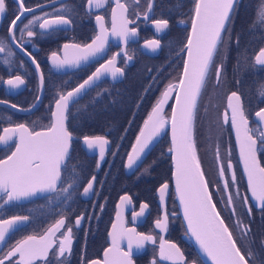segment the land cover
<instances>
[{"label":"snow or ice","instance_id":"obj_1","mask_svg":"<svg viewBox=\"0 0 264 264\" xmlns=\"http://www.w3.org/2000/svg\"><path fill=\"white\" fill-rule=\"evenodd\" d=\"M107 0H87L89 14L92 9H100L105 6ZM130 2L133 7L140 3V0H115V7L112 8V29L111 35L118 37L121 41L127 43L130 37L138 35L137 28H129L128 25L135 24L134 20L128 18ZM18 5L17 13L10 22L8 28L9 36L0 39V53L7 51L8 56L15 53L11 44H15L25 56L31 58L32 64L36 65V70L40 72V65L31 57L23 45L26 42L20 39L17 42L16 32L25 33L29 38L36 35L31 27L39 22V28L45 30L42 35L48 34L49 31L55 32L64 26L72 23L71 10L64 8L54 9L55 15L43 13L42 15H32L27 19L23 26L17 28L18 22L21 21L26 13H34V8L25 6V0H14ZM239 0H195L194 15L191 18V32L187 36V42L181 51H186L187 59L183 61V71L175 83L170 82L162 91L161 96L157 98L148 119L144 121V127L141 128L140 134L136 137V143L133 145L132 152L128 154L127 164L125 167L131 168L140 158L141 153L149 148L150 144L157 138L164 126L169 121L163 115V105L167 103L170 96L174 95L175 104L172 105L170 117L172 146L169 152L172 154L174 163L173 177L175 179L176 193L183 210L184 219L187 222V231L195 239L199 246L200 253L207 257L211 264H249L253 253H247L248 259L242 254L241 249L237 246L236 239L232 232L225 225L221 218V213L217 211L213 203L212 195L209 192V184L205 180L201 171L200 163L197 158V149L194 139L195 119L198 113V101L202 89L206 86L211 76V68L215 63V57L218 54L221 45L231 41V24L232 14L236 10ZM37 7H40L37 5ZM154 9V0H147V7L141 13L135 11L139 18L143 16L145 21L151 20L155 28V33L160 34L169 27L167 19H152ZM6 0H0V16L6 13ZM67 13V15H65ZM258 22L264 20V6L257 12ZM96 20L100 26V32L91 43L80 46L77 44H64L65 57L63 59L53 52L51 61L53 67L63 68L65 65L79 64L86 61L89 57H94L104 52L105 45L108 42V29L104 27V17L97 15ZM184 23V21H180ZM225 34H228V41L225 40ZM239 37L237 36V44ZM161 46L159 39L146 41L144 47L155 52ZM68 49H77L79 54L68 58ZM132 57L128 56L127 60ZM226 59V56L225 58ZM9 61L5 59L4 63ZM127 63V61H125ZM264 66V47L254 57V65ZM20 67H23L21 62ZM224 61L221 60L215 67L216 82L219 85L223 74ZM103 70V71H102ZM105 72L109 73L113 79L122 76L123 69L116 67V56L114 55L107 61V66L101 64L92 75L83 83L71 89L66 93H60L59 98L55 100V110L51 111L50 124L43 131H32L25 124H17L15 127L4 128V135H0V143L7 144L12 140L13 134H18L15 141V150L8 155L6 159H0V208L9 205L12 202L20 201L29 197H34L38 193L56 192L63 196L67 203L72 198V190L77 186L74 178L71 183L64 186L62 179V170L66 161L70 158V145L73 140L72 132L65 126V121L70 112V103H75V98L79 97L82 90L90 85L94 80L100 79ZM0 83H6L12 89L19 88L25 83L20 75L4 81L0 77ZM40 84L43 85V75L40 76ZM264 89V85L261 86ZM264 96V90L260 92ZM39 100V97H37ZM5 101L0 100V104ZM12 108L17 105L12 104ZM228 107L231 110V126L235 130L237 143L240 149V157L244 164V171L248 177V187L252 197L259 201L264 207V167H260L256 160L257 145L264 147V132L250 127V122L246 117L245 110L242 106L241 95L233 91L228 96ZM259 124H264V108L255 112ZM225 122L228 120L227 113L224 116ZM257 133H259L257 135ZM83 143L89 150L98 149L100 160L97 161V168L100 167V161L105 157L106 146L109 140L104 136H84ZM118 147V145H117ZM219 148V146H217ZM112 155H116L112 152ZM219 160V152L217 151ZM232 169V163L229 160L227 170ZM220 178L224 179L226 170L220 168ZM95 175L87 181L83 187V195L87 196L94 191L93 182ZM235 184L233 176L232 185ZM59 185V187H58ZM219 187V185H217ZM230 187L227 180H224V189L221 193L222 203L225 208H231L232 214L235 215V200L230 194ZM169 189L167 182L163 183L158 189L160 202L163 205L165 195ZM224 194H227V200H223ZM237 198L238 194H237ZM121 202H130V198L125 195L120 197ZM244 205L248 204L247 197L243 200ZM119 207V205L117 206ZM147 204L140 205V212L134 213L133 219L144 215V209ZM103 208V205H101ZM251 215V209H248ZM83 216L77 217L75 224L79 226ZM29 220V216L13 215L10 218H0V245L6 243L7 235L19 230ZM169 217L165 212L155 221V228L161 232L167 230ZM62 227L67 230L61 233L58 246L54 249L56 243L52 239L56 232ZM237 230L241 234V239L246 237L250 228L241 219L237 218ZM72 227L66 226L65 219H58L55 224L49 227L44 235L39 238L36 236H27L25 239L17 241L5 252L0 248V264H32L37 257L47 258L52 250V256L58 261V264H64L65 253L71 254L72 246ZM112 239V245L104 250V259H93L89 264H132L133 247L141 249L145 242H154L151 234H143L136 231L135 228H126L123 221L120 220V214L117 213V222L112 224V231L109 232ZM127 241V250H121V242ZM264 244V241L261 242ZM161 260L171 261L172 264H188L180 248L172 242L164 240L161 237L159 248ZM19 257L13 261V258ZM191 264H196L192 261Z\"/></svg>","mask_w":264,"mask_h":264},{"label":"flooded vegetation","instance_id":"obj_2","mask_svg":"<svg viewBox=\"0 0 264 264\" xmlns=\"http://www.w3.org/2000/svg\"><path fill=\"white\" fill-rule=\"evenodd\" d=\"M121 2L123 3L125 2V0H121ZM194 4L195 0H154L152 19H167L169 21L168 29L160 34H156L151 20L145 21L142 15L137 18L134 14L136 10H139L142 13L146 9L147 0H140V3L135 7H133L130 2L129 12L127 13V15L130 20L135 21V24L130 23L128 27H136L138 35L136 37H130L127 43H125L118 37H113L111 35L112 8L116 6L115 0H107L103 8L92 9L91 14H89V9L87 8V0H25V6L34 8L35 12L26 13L25 17L18 22L17 28L23 26V24L27 22V19L31 18L33 14L39 16L43 13H51L55 15L54 9L61 8L62 6L66 9L71 10L70 18L72 20V23L68 26L62 27L58 31H49L48 34L42 35L45 30L40 29L39 22H37L30 29L36 33V35L31 38L27 36L26 31L23 34H21L19 31L16 32L17 42H19L20 39H23L24 41H30L24 43L23 47L27 52L31 53V57L34 58L40 65L39 73L40 76L41 74L43 75V85L41 86V97L39 103L31 112L27 114H20L0 105V135L2 129L6 127H15L17 124L21 123L25 124L23 118L32 116L36 112L38 113V110H41L40 108L42 104L45 103V99H48V97L53 95V99L49 105L47 117L43 116L39 120V122L42 121L43 123H45L47 120L49 125L52 105L59 94L65 93L78 85L81 81L88 77L99 65L107 62L114 55L116 56V67H120L121 69H123L124 74L122 75L121 80L127 73L141 71V89L144 88L143 92H145V90L147 89V87H143L145 82L147 80L149 81V83L153 81L161 71H164L165 77L170 76V74L175 71V67L178 65V63H181L182 66L184 51H181V49L183 48L187 39L191 24V18L194 11ZM37 5H39L40 7H37ZM261 6H264V0H260V2H258V0H239V4L236 7V10L232 14L231 41L227 42L225 45H221L218 54L214 58L215 63L213 65L215 67L221 62V60H223V70L225 71L227 66L229 68V63L233 61V59L231 60V58L228 56V52L229 50H232L234 48L232 46V42H235L233 41L234 39L237 40V36L239 37V42L244 46H253L255 48L259 45L252 56V64L254 65V56L261 47H264V20H259L258 22L257 17V12L261 8ZM17 8L18 5L14 3V0H6V13L3 16H0V39L6 40L8 38V28L10 27V22L14 18V15L17 13ZM65 15H67V13H65ZM97 15L104 17L103 24L104 27L108 29V42L105 45V50L104 52H102L101 56L92 60L84 66L75 68L72 71L63 73L54 72L49 65L51 54L53 52H56L62 59V55L64 53L62 54L61 51L62 49H64V44H77L83 46L90 43L100 30V26L96 20ZM180 21H184V23H180ZM152 39H159L161 42V46L155 52L144 47L146 41ZM225 40L228 41V34H225ZM11 48L15 53V55L13 56H8L7 51L4 53H0V77H2L4 81H7L8 79L14 78L16 75H20L24 79L25 83L23 85H20L17 89H12L11 86L7 85L6 83H0V100L5 101V103L9 105L15 104L17 105V108L20 109H27L32 106L38 96L39 84L37 75L31 62L27 58L28 56H25L24 53L16 48L15 44H11ZM120 51L121 53L118 54V52ZM128 56H131L132 59L127 60ZM225 56L226 59H224ZM5 59L9 61L7 64L4 63ZM125 61H127V63H125ZM21 62H23V67H20ZM255 67L264 66L255 65ZM76 72L78 73V76H82V74H85V76L71 88L61 92L56 91V84L59 80L65 79L66 81L70 75ZM213 77L216 80L215 68ZM101 81H107L109 84H112L108 79H102ZM101 81H99L98 83H100ZM170 82L175 83L176 81ZM170 82L164 84L159 89L155 101L165 89L166 85H168ZM89 90H87L86 92H88ZM231 93L232 92H228L224 96L223 113L221 115L223 117V124H221L223 126V129H225L224 133H226L227 135L225 136L224 140H233V142L231 147L227 144L224 145L222 150L223 162H220L217 159V156L215 157V167L218 182L210 180L204 172L201 164L200 167L201 171L204 174L205 180L209 184V192L212 195L213 203L216 205L217 211L221 213V218L224 220L225 225L229 228V231L232 232L233 237L236 239L237 246L241 249L242 254L245 255L246 259H248L247 253L251 251L253 253V256L249 261V264H264V244L261 243L262 241H264V217L256 216V213L262 210L264 207H262L261 205L258 206L251 195L248 187V179L244 171V166L240 159L239 148L236 142L233 128L230 123V119L228 117L227 122H225L224 119L225 113H227L225 109V101L227 96H229ZM155 101L151 104V106L155 103ZM200 101H198L199 114L197 113V117H199L201 115V112L204 111V103ZM200 105L202 106V108ZM260 108H264V106ZM260 108L254 110L249 115H246L250 122V127L254 129H256L258 126L251 120V116ZM207 115L208 114L205 112L203 118H207ZM208 121L212 122V119ZM45 128L46 127L29 129L32 131H38L44 130ZM209 128L212 127L208 126L197 129L201 133V129L202 131L207 132ZM205 132L203 133L206 134ZM227 133L229 134V136ZM258 134L259 133H257V135ZM207 140H209V137L207 138ZM78 145L81 149L79 141ZM13 147L14 139H12L6 145L1 146L0 154L3 153L5 155L3 157H0V159L7 157L12 151ZM109 148L110 144L105 150V156L107 155ZM86 157H94L97 161L100 160L99 156ZM256 157L259 166L264 167V147H261L259 143L257 145ZM229 160L232 163V169L230 171L227 170V163L229 162ZM97 161H95L96 165ZM103 161L104 159L100 161V165ZM143 162L129 174H126L123 171L127 176L135 174L133 176L135 180L137 179V177H139L138 180L141 179V189L134 191V193L132 194H129L128 192L120 194L113 204L111 216H109V219L107 220L103 219V222L101 221V225L97 217V208H95V204L97 203L96 198L101 187V181H97V178L95 179V181L93 182L94 191L91 192L88 199H82L80 197V193L85 185L82 187L79 192V199L81 202L76 204L73 210H76L77 213L73 214L68 222L65 221L66 226L72 227L73 239L71 254L69 255L68 253H65L66 259L62 258L64 259V264H86L93 259L102 260V251L107 247H111L112 245L111 237H109L110 240H108V232L112 222L115 204L118 198L122 195H127L130 198V207L122 213V221L124 223V226L126 228H135L139 233L151 234L154 240V242H145V246L141 249H136L135 247H133V254L131 258L132 264H172L171 261L160 259L159 248L161 237L164 240L175 243L184 254L186 260L188 261V264H191L192 261H196V264H203L195 253L185 233L182 222L177 215V209L174 199L173 207L166 206V201L169 195H167L165 203L163 205L161 204L159 194H156L157 189L161 185V183H158V174L153 181V185L150 184L148 186H145L144 181L146 179L144 178V175H149L151 170L141 169L140 167ZM217 162H219L220 168L224 167L226 170V175L223 180H227L229 185H231L230 194L234 198L235 207L240 214V216H237V218L241 219L250 228L249 234L243 239H241V234L237 230V218L232 214V209H226L225 204L221 202V193L224 187L222 186L221 181L218 177ZM233 176L235 178L234 185H232ZM91 178L92 176L89 179ZM217 185H219V187H217ZM53 193L54 192H52L51 194ZM51 194L44 197L50 196ZM237 194L239 198H237ZM226 196L227 194H224V201L227 200ZM245 197H247L248 199L247 205H244L243 203ZM26 203H10L7 206L24 205ZM142 203L148 205V207L144 209L145 214L141 216V218L137 217L134 220L133 215L134 213L140 212V205ZM249 208L251 209V215L248 214ZM165 212H167L168 214L169 223L167 230L161 232L160 229L155 228V221ZM81 216H83L81 224L79 226H76V218ZM52 225H49L41 233L36 235V237L39 238L41 235H44L46 230ZM66 230L67 227H62L60 231L56 232L55 236L52 237V239L56 241V243L53 245L54 249L58 246V241L59 238H61V233L65 232ZM99 232V240L102 241V246L100 248L98 247V242L96 241V237L98 235L97 233ZM5 245L6 243L3 245V249ZM120 247L121 250L126 251L127 241H122ZM7 250L8 247L6 250L4 249L5 252ZM51 253L52 250H50V255L47 258H37L32 261V264H58V261L52 256ZM18 259L19 257L17 256L13 258V261ZM5 264H8V262L6 261Z\"/></svg>","mask_w":264,"mask_h":264},{"label":"trees","instance_id":"obj_3","mask_svg":"<svg viewBox=\"0 0 264 264\" xmlns=\"http://www.w3.org/2000/svg\"><path fill=\"white\" fill-rule=\"evenodd\" d=\"M233 41H235L232 42L234 48L228 52V56L233 61L229 63V68L227 66L225 71L223 70L220 84L218 85L213 77L215 68L213 65L210 79L202 89L201 101H199L204 103L203 109L207 105L211 109L216 108L219 105L221 96L224 97L226 93L235 91L241 95L242 106L246 115H249L254 110L264 106V96L260 95V92L264 90L261 87L264 85V67H255L252 64L253 53L259 45L254 48L253 46H244L240 42L237 44L236 39ZM180 69L181 63H178L175 71L170 74L172 77H165L164 71H161L150 83L147 80L143 85V87H147L145 92H143L144 88L141 89V71L127 73L120 82L115 84L101 81L70 106L71 115L67 116L65 125L72 132L73 140L71 142L70 158L66 161V165L62 170V179L65 182V187L74 178L76 179L77 186L72 190V198L65 203L63 196L54 192L50 196L39 198L24 205H10L1 208L0 218L13 215L29 216V220L22 228L9 235L4 247L5 250L27 236L38 235L58 219L64 218L68 222L71 216L77 213L76 210H73L74 206L81 202L79 199L80 190L93 175H95L97 181H101V187L96 198L97 203L95 204L100 225L103 219L107 220L111 216L113 204L120 194L124 192L132 194L134 191L141 189V179L138 180L139 177H137L135 180L133 178L135 174L125 175L122 170V163L151 104L156 99L157 92L164 84L177 81ZM84 76L85 74L78 76L76 72L70 75L66 81L65 79L59 80L56 84V91L61 92L71 88ZM52 99L53 95L45 99V103L42 104L38 113L23 118L30 129L48 126L47 120L45 123L39 122V120L43 116L47 117ZM170 102L163 113L166 120ZM205 112V110L201 112V115L196 116L195 119L194 139L197 158L208 178L218 182L215 167L217 151L219 152V161L223 162V147L226 144L231 147L233 140H224L227 135L217 119H212L213 124L212 128L208 129V132H210L208 136L205 137L206 134L203 133L205 131H202V129L200 133L197 128L207 127V119L203 118ZM164 127L166 129V124ZM96 135L104 136L110 144L107 155L99 168L95 164L97 160L94 157H86L78 145L79 139L84 136ZM208 137L209 140H207ZM112 152H115L116 155H112ZM4 155L1 153L0 157ZM140 168L151 170L149 175H144L146 179L144 181L145 186L153 185L157 174L159 177L158 183H169L170 167L166 130L146 156ZM168 195L166 206L173 207L174 203L170 188ZM101 205H103V208H101ZM237 216H240V214L235 207V217L237 218ZM256 216L264 217V208L258 211ZM97 234L96 241L100 248L102 246V241L99 240L100 232Z\"/></svg>","mask_w":264,"mask_h":264},{"label":"water","instance_id":"obj_4","mask_svg":"<svg viewBox=\"0 0 264 264\" xmlns=\"http://www.w3.org/2000/svg\"><path fill=\"white\" fill-rule=\"evenodd\" d=\"M193 15H194V11H193ZM193 15H192V16H193ZM99 32H100V30L98 31V34H99ZM190 32H191V24H190V28H189V32H188V34H189ZM187 36H188V35H187ZM186 42H187V39H186ZM186 42H185V44H186ZM90 43H91V42H90ZM88 44H89V43H88ZM258 52H259V51H258ZM258 52H257V53H258ZM61 53H62V54L64 53V54L62 55L63 58H64V57H65V50L62 49ZM67 53H68V58H69V59H71L73 56L79 54V52H78L77 49H68V50H67ZM119 53H121V51L118 52V54H119ZM257 53H256V54H257ZM101 54H102V53H99V54H97V55L94 56V57H89L88 60H86V61H81L79 64L65 65V66H64L63 68H61V69H57V68L53 67V64H52V61H51V60L49 61V65L51 66V68H52V70H53L54 72H57V73L68 72V71H72V70H74L75 68H78V67H81V66H84V65L88 64V63L91 62L92 60H94V59H96V58H99V57L101 56ZM254 57H255V56H254ZM27 58H28L29 61L31 62V59H30L29 57H27ZM63 58H62V59H63ZM185 59H187V53H186V51H184L183 61H184ZM31 64H32V62H31ZM102 64H104V65L107 66V62H104V63H102ZM32 66H33V68H34V70H35V73H36V75H37V79H38L39 92H38V96H37V97H39V100H40V97H41L40 73L37 72V70H36V65L32 64ZM256 66H260V65H256ZM99 67H100V65H99L97 68H99ZM97 68H96V69H97ZM96 69H95L92 73H94V72L96 71ZM102 71H103V70H102ZM182 71H183V62H182V66H181V70H180V74H179V76L181 75ZM92 73H91L90 75H92ZM90 75H89V76H90ZM89 76H88V77H89ZM88 77H86L84 80H86ZM121 77H122V76H118L116 79H113V77H112L109 73L105 72L103 75H101L100 79H98V80H94L90 85L86 86V88H85L84 90H82V92H81V94L79 95V97L75 98V100H78L79 98H81L87 90L91 89L93 86H95V85H96L99 81H101L102 79H108L110 83L114 84V83L119 82V81L121 80ZM84 80L81 81L79 84L83 83ZM79 84H78V85H79ZM78 85H76L75 87H77ZM75 87H73V88H75ZM73 88H72V89H73ZM70 90H71V89H70ZM70 90H68V91H70ZM68 91H67V92H68ZM65 93H66V92H65ZM160 96H161V94H160ZM160 96H159V97H160ZM58 98H59V96L57 97V99H58ZM39 100H37V98H36V100H35V102L32 104V106H30V107L27 108V109H20V108H17V107H16V108H12L11 105H9V104H7V103H3V104H0V105H1V106H4V107H7L8 109H10V110H12V111H15V112H17V113H20V114H27V113L31 112V111L37 106V104L39 103ZM156 101H157V100H156ZM156 101H155V103H156ZM170 101H171V102H170ZM169 102H170V108H169V113H168V116H167V120H168L169 122L166 123V129H165V127H164V129L162 130L161 134H160L157 138L154 139V141L150 144L149 148H147V149L145 150V152L141 153L140 158L137 160V162H136L131 168H127V167H125V165L127 164L128 154H129L130 152H132L133 145L136 143V137L140 134V130H141V128L144 127V121H145L146 119H148L149 113L151 112V110H152V108H153V106H154V104H155V103H154V104L150 107L149 111L147 112V114H146V116H145L143 122L141 123L140 128H139V130H138V132H137V134H136V136H135V138H134V140H133V142H132V144H131V146H130V148H129V150L127 151V153H126V155H125V158H124L123 163H122V169H123V171H124L126 174H129V173L133 172V171H134V170H135V169H136V168H137V167L143 162V160L145 159V157L148 155V153L151 151V149L155 146L156 142H157V141L160 139V137L162 136L164 130L167 131V139H168V155H169V167H170V178H169V184H170V188H171V191H172V194H173V199H174V202H175V205H176L177 215L179 216V218H180V220H181V222H182V225H183V227H184L185 233H186V235H187V237H188V239H189V241H190V243H191V245H192V247H193L195 253L197 254V256L199 257V259L201 260V262H202L203 264H211V261H210L207 257H205L202 253H200L199 246L196 244L195 239H194V238L191 236V234L187 231V222H186L185 219H184L183 210H182V207H181V205H180L178 195H177V193H176L175 179H174V177H173L174 163H173V160H172V154L169 152V148L172 146V133H171L170 117H171V112H172V105L175 104V97H174V95L170 96V97L168 98V100H167V103L163 105L164 110H165V108H166V106L168 105ZM71 104H73V103H70V105H71ZM225 109H226V112L228 113V117H229V119H230V123H231V110H230L229 107H228V96H227L226 101H225ZM53 110H55V101H54V103H53V105H52V109H51V111H53ZM163 113H164V112H163ZM251 120H252L254 123L257 124V126L259 127V129H260L261 132H264V124H259L258 118L255 116V113L252 114V116H251ZM50 121H51V112H50ZM65 124H66V121H65ZM65 126H66V125H65ZM6 128H11V127H6ZM44 130H45V129H44ZM38 131H43V130H38ZM233 131H234V135H235V138H236L235 130L233 129ZM1 135H4L3 129H2ZM12 139H14V147H13V149H12V151H14V150H15V141L18 139V134H13V138H12ZM10 141H11V140H10ZM10 141H8V143H9ZM236 142H237V139H236ZM79 143H80V147H81V149L83 150V152H84V154H85L86 156H99V150H98V149H91V150H89V149L87 148V146L83 143V138L79 139ZM4 145H6V144H2V143H0V147H1V146H4ZM237 145H238V143H237ZM107 147H108V145L106 146V149H107ZM238 148H239V145H238ZM12 151H11V152H12ZM11 152H10L9 155H11ZM239 154H240V149H239ZM6 158H7V157H5V158H3V159H6ZM240 159H241V157H240ZM256 160H257V157H256ZM241 162H242V164H243V161H242V160H241ZM257 162H258V160H257ZM243 166H244V164H243ZM217 172H218V177H219V179H220V181H221V184H222V186L224 187V180L221 179V178H220V175H219V172H220V165H219V162H217ZM246 176H247V174H246ZM247 179H248V177H247ZM86 184H87V183H86ZM86 184H85V186H86ZM161 185H162V184H161ZM161 185H160V186H161ZM159 188H160V187H159ZM159 188H158V189H159ZM158 189H157V191H156V194H159ZM82 193H83V189H82V191H81V193H80V197H81L82 199H88V198L90 197V194H91V192H90L89 195L84 196ZM49 194H51V193H38V194H37L36 196H34V197H29V198L22 199V200H20V201H16V202H12V203H14V204H23V203H26V202H29V201H32V200H35V199H38V198L44 197V196L49 195ZM167 195H168V190H167V193H166V195H165V201H166ZM122 196H125V195H122ZM120 197H121V196H120ZM120 197L118 198V200H117V202H116V204H115V210H114V214H113V216H112V222H111V225H110V228H109V232L112 231V224L115 223V222H117V213L119 212V214H120V220L122 221V220H123L122 213L130 207L129 202H127V201H126V202H121ZM226 198H227V196H226ZM253 199H254V198H253ZM254 200H255V199H254ZM165 201H164V203H165ZM255 202H256V204H257L258 206L261 205L259 201L255 200ZM118 205H119V207H117ZM144 214H145V213H144ZM140 218H141V216H140ZM13 232H14V231L10 232V233L7 235V237H8L11 233H13ZM109 232H108V240H110V238H109V237H110V236H109ZM7 237H6V239H7ZM3 245H4V244L0 245V248H2ZM107 248H109V247H107ZM105 249H106V248H105ZM105 249H104V250H105ZM104 250L102 251V254H101V258H102V260L104 259ZM37 258H40V257H37ZM37 258H36V259H37ZM86 264H89V262H87Z\"/></svg>","mask_w":264,"mask_h":264},{"label":"rangeland","instance_id":"obj_5","mask_svg":"<svg viewBox=\"0 0 264 264\" xmlns=\"http://www.w3.org/2000/svg\"><path fill=\"white\" fill-rule=\"evenodd\" d=\"M221 100H223V101H221ZM223 105H224V97H222L221 96V98H220V102H219V105L216 107V108H210V107H208V105L204 108V110L206 111V113L208 114L207 115V122H206V124H207V127L209 126V127H212V122H213V120H212V122H209L208 120H211V119H217L220 123H222L223 124V117L221 116L222 115V113H223ZM201 108H202V106H201ZM213 109H215L214 111H213ZM198 114H199V112H198ZM209 122V123H208ZM214 126H215V124H214ZM214 128V127H213ZM215 129V128H214ZM216 130V129H215ZM209 135V132H208V130H207V132H206V135H205V137L206 136H208Z\"/></svg>","mask_w":264,"mask_h":264},{"label":"bare ground","instance_id":"obj_6","mask_svg":"<svg viewBox=\"0 0 264 264\" xmlns=\"http://www.w3.org/2000/svg\"><path fill=\"white\" fill-rule=\"evenodd\" d=\"M168 183V182H167ZM169 184V183H168ZM169 186H170V184H169Z\"/></svg>","mask_w":264,"mask_h":264}]
</instances>
